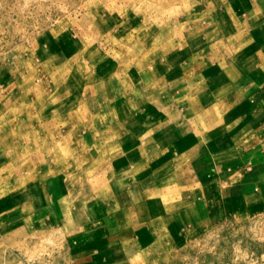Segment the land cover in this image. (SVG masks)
Segmentation results:
<instances>
[{"label":"rangeland","instance_id":"rangeland-1","mask_svg":"<svg viewBox=\"0 0 264 264\" xmlns=\"http://www.w3.org/2000/svg\"><path fill=\"white\" fill-rule=\"evenodd\" d=\"M242 6L0 0V264H264V194L227 195L218 177L239 126L242 67L264 40V15L250 20ZM101 95L115 97L113 110ZM113 131L120 150L87 154L90 134L112 140ZM181 132L179 153L162 157L164 136ZM136 143L143 159L130 170ZM156 168L136 190L131 175ZM119 170L130 178L123 200L107 187ZM55 176L68 210L51 203ZM76 213L92 231L72 225Z\"/></svg>","mask_w":264,"mask_h":264},{"label":"crops","instance_id":"crops-1","mask_svg":"<svg viewBox=\"0 0 264 264\" xmlns=\"http://www.w3.org/2000/svg\"><path fill=\"white\" fill-rule=\"evenodd\" d=\"M242 3V14L250 20H256L258 17L264 15V2L262 0H242ZM262 29L264 30V26ZM249 49L251 63L249 66L244 65V67H242L243 71L246 68H249V72L245 78L239 80V86L235 85L236 90L233 95V98L237 101L236 105L241 108V110H239L240 113L237 116L239 119L237 121L239 126L226 136L224 146H226L227 149L223 151L225 158L222 160L225 165L223 166L222 164L223 168L219 171L218 175L220 181L223 182L222 184L225 193L230 196L234 190H238L240 194H247L249 191L260 190V192L264 194V40L261 44L250 46ZM212 93V91H208L206 95L210 97ZM111 99H113V102H110ZM99 102H101L102 108L109 107L112 108V110L115 108L116 104L114 96L109 98L105 95H101ZM113 133L112 140H110V138L106 140L95 139V134H90V137H88L87 140H84L87 154H91L96 160L105 151L110 153L111 149L109 148L112 145L115 149H119L121 145V136L115 131H113ZM181 135H184L183 132H181V134H166V136H164L159 144V147H163V149L167 147L166 151L161 150L162 152L160 154L162 157H164L163 155L165 153H169L172 160L175 153H179V151H175V147L184 146L186 143L184 137H179ZM214 139L216 141L210 140L206 145V149L209 153L208 157L217 155V138ZM123 141L127 142L125 140ZM138 144L143 148H154L156 145H149V140H142ZM138 144H134V150L128 155L129 163L124 162L129 165L130 170L140 169L141 160L143 158H139L142 156V151L137 149ZM191 146H194V150L192 149L193 153L196 152L198 155L200 153V147L197 148L194 145V142ZM114 148L113 151H116ZM113 153L116 154L115 152ZM117 156L118 155H115L113 157V163L117 162L120 164L121 161L116 158ZM236 163L238 164L236 165ZM240 166L243 167V170L241 169V171L248 170V172L245 174L243 173L241 178H238L239 171L237 169H239ZM157 170L159 169L156 168L149 171L145 174L146 176L131 175V178L134 177L133 179H137L134 182V188L138 191H143V194L144 189L149 188L152 185V182L149 179L151 177L154 178L153 176ZM127 172L128 171H126L124 175L119 170L112 176L111 180H108L107 182V187L111 189V194L115 197L117 192V196L119 195L120 200H123V196L126 194V189L128 187L126 180H129L130 178L126 176ZM131 172L132 171H130V174ZM102 176L105 178V172H102ZM143 179L148 181L149 184L143 186L140 182ZM47 184L50 187H54L51 189V193L55 196L54 201H51V203H53L52 205H55L54 208L63 211L70 209L68 201L71 198L67 196L68 191L66 190L67 186L64 182V177L55 176V178ZM128 184L130 186V181ZM86 209L81 206L77 211L83 212ZM85 220V214L76 213L73 217L72 225L80 226L82 230L88 226L91 227L90 230L92 231V227H94L93 223H86ZM95 228H98V225H96ZM109 241H114V239H110Z\"/></svg>","mask_w":264,"mask_h":264}]
</instances>
